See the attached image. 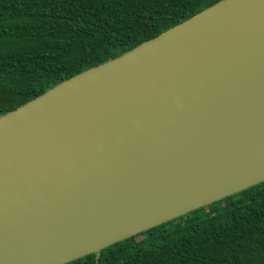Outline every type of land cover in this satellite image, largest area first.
<instances>
[{
    "label": "water",
    "instance_id": "water-1",
    "mask_svg": "<svg viewBox=\"0 0 264 264\" xmlns=\"http://www.w3.org/2000/svg\"><path fill=\"white\" fill-rule=\"evenodd\" d=\"M264 182V0H221L0 115V264H66Z\"/></svg>",
    "mask_w": 264,
    "mask_h": 264
},
{
    "label": "trees",
    "instance_id": "trees-1",
    "mask_svg": "<svg viewBox=\"0 0 264 264\" xmlns=\"http://www.w3.org/2000/svg\"><path fill=\"white\" fill-rule=\"evenodd\" d=\"M221 0H0V115ZM66 264H264V182Z\"/></svg>",
    "mask_w": 264,
    "mask_h": 264
}]
</instances>
